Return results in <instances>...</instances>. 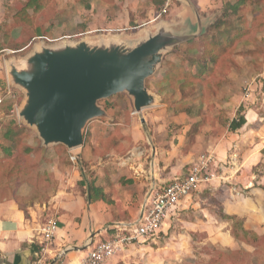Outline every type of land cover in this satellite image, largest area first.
<instances>
[{
    "label": "rangeland",
    "instance_id": "obj_1",
    "mask_svg": "<svg viewBox=\"0 0 264 264\" xmlns=\"http://www.w3.org/2000/svg\"><path fill=\"white\" fill-rule=\"evenodd\" d=\"M151 1L156 3L157 7L153 6L150 0H0V188L4 192L13 190L21 201H31V204L45 201L49 192L39 190V180L45 189L53 179L58 182L66 181L71 177L72 166L76 167L75 170H78L83 179H89L92 174L90 164L108 160L111 156L105 154L114 146L122 150L118 153L120 157L132 156V153L141 148L143 154L140 157L135 156L137 158L132 156L135 161L130 162H142L147 168L152 160V148L157 146L161 150V157L163 151H167V155L176 153L177 156L173 159L166 160L169 161V166H172L181 154L189 149L193 150L194 145L207 138L200 137L197 132L201 126L198 129L192 127L187 134L183 133L182 129L188 124V119L176 122L175 115L180 117L190 109L192 115H201L198 121L203 122V130L212 132L213 123L216 122L217 128L222 130L228 127L230 115L234 113L232 101H241L249 92L258 99L262 96L264 87L261 86L263 78L260 73L264 71V0H206L204 4L196 6L205 20L202 32L214 33L209 41L218 42L219 45L215 50V58L212 62L210 60L214 66L204 73L194 86L184 90V94L169 89L165 96L167 106H146L140 111L134 110L126 92L99 100L98 105L105 112H110L111 116L107 121H103L105 124L102 126L99 121V128L93 136L92 141L102 148L101 152L99 149L92 152L93 155L100 154L97 161L92 162L81 157L78 163L70 162L71 154L82 153V144L71 149L60 143L43 145L35 127L27 124L18 114L25 104L26 91L13 81L11 69H26L28 64L24 67L22 60L24 59L26 64L38 44L53 48L62 41L86 40L91 46H96L102 45L106 39L111 43H127L126 41L133 39L136 43L139 39L137 35L141 32L138 27L143 26L147 18L152 19L160 12L159 1ZM169 1L179 3L178 0H166V3ZM188 2L193 8L195 3H198L197 0ZM170 4L167 12L159 13L160 20L170 19ZM127 11L130 15H135L133 19L136 21L132 23L136 22L137 27H111L112 18ZM125 18H118L119 23ZM167 49L172 51L169 56H179L182 59L180 63L191 67L188 62L190 58H185L187 44L176 46V52L173 51L174 48ZM164 107L171 117L162 115ZM241 110L242 106L236 108V117L240 116ZM158 124H162L164 128L161 126L157 129ZM121 125H125L124 132ZM128 129L147 134L143 140L133 142V151L129 150V146L128 149H123L118 143L120 139L128 141ZM8 130L14 132L10 139L4 137ZM89 138V131L86 135L83 132V139L89 141ZM201 152L202 150H199V154ZM233 154L235 160L237 154ZM159 166H163V161H160ZM188 171V166H184L180 170V177ZM236 186L238 184L234 182H227V187L217 186L216 189L200 185V192L196 190L192 193L187 209L180 211L179 219H172L166 233L159 234L156 243L148 240L142 243L144 245H140L146 247L145 254L151 255L152 263L235 264L237 261L241 264H264V237L256 239L257 237L253 236L249 240L252 235L246 236L238 227V224H242V219H227L222 212L218 197L226 192L236 193ZM214 187L216 186H211ZM202 193L204 197L200 196ZM214 193H218V197L214 196ZM191 201L194 205L190 204ZM114 219L129 220L121 215L114 216ZM198 219L203 220V225L208 231L209 226H214L217 233L221 230L229 231L233 241L227 244L208 241L210 235L207 230L193 231L198 227ZM119 226L122 229V225ZM232 252L237 253L231 255L235 257L234 263L228 256L222 255ZM139 254L142 257L144 252Z\"/></svg>",
    "mask_w": 264,
    "mask_h": 264
},
{
    "label": "crops",
    "instance_id": "obj_2",
    "mask_svg": "<svg viewBox=\"0 0 264 264\" xmlns=\"http://www.w3.org/2000/svg\"><path fill=\"white\" fill-rule=\"evenodd\" d=\"M178 1L179 3L169 1L167 5L166 0L160 3L161 6L158 5L160 12L163 9H165L164 12H167V7L171 3L168 10L170 19L160 20V12L156 13L152 19L147 18L145 25L138 27L141 31L137 35L138 38H146L148 35L156 33L161 27H165L173 34L182 35L184 33H195L199 21L204 26V16L198 12L197 7L199 4H204L206 0H197L198 3H195L194 8L188 0ZM150 3L157 7L156 3L151 0ZM121 17L126 18L119 23L118 18ZM134 17L135 15L133 13L130 15L128 11L124 14L115 15L112 18L111 27L124 26L128 28L132 25L133 28H136L137 23H132V21H136L133 19ZM200 34L169 48H174L173 51L176 52V46L186 44ZM130 40L129 42L135 43L133 39ZM169 52L170 49L162 52L160 61L153 73L145 79L147 90L154 96V102L150 107L160 104L167 106L166 91L169 89L178 91L176 84L163 81L170 65H179L182 60L179 56L174 58L172 55L169 56ZM260 76L263 78L261 86L264 87V71L260 73ZM251 87H249L250 90ZM126 96L133 106L132 98L129 95ZM232 102V104H229L235 110L230 115V121L236 119V108L240 106H242L240 115L245 119V123L233 131L228 127L222 130L217 128V122L213 123L212 132L203 130V122L198 121V117L201 118V115H192L190 109L182 113L180 117L174 116L177 117L176 122L183 121L185 118L188 119V124H185L182 129L183 133L187 134L192 127L198 129L201 126L200 129L203 128L197 132L200 133V137L206 136L207 138L200 140V144L194 145L193 150L189 149L181 154L179 159L176 160V164L174 163L172 166H169V161L166 160L168 158L173 159L174 156H177L176 153L175 155L173 153L167 155V151H163L161 157L159 155L161 150L157 146L152 148V160L148 168L142 162H130L131 160L135 161L134 158H137L135 156L140 157L143 154L141 148L136 153H132L134 154L132 155L133 158L132 156L120 157L118 153L122 150L114 146L107 150L105 154L111 156L107 158L108 160L90 164L89 169L92 174L89 179H83L84 177L78 170H75L76 167L72 166L71 177L66 181L58 182L52 178V182L45 189L42 188L43 183L39 180V190H48L49 192L45 201L31 204V201H21L13 190L4 192L0 188V264H28L34 261L40 247L38 240L34 237L35 231L49 217L56 219L58 230L55 238L47 245L48 253L44 255L43 263L79 264L89 243L93 244L110 239L115 233L120 232L118 229L114 230L118 224H134L140 218L143 205L149 197L152 185H162L170 179L180 176V170L184 166H188L189 170L195 164L194 162L207 155H211L213 158L209 167L212 176L201 185L209 189H216L217 186L222 187L225 185L227 187V182L238 184L234 188L236 193L231 192L228 194L226 192V194H220V197H218V193H214V196L219 198L223 214L241 218L245 230L264 235V92L259 99L252 92H249L241 98V101L235 102L234 100ZM165 108L162 115L171 117ZM105 114L104 117L94 118L86 123L83 132L86 135V132L89 131V141L83 139L84 143L80 147L82 153H79L80 157L79 154H71L76 157L75 161L70 160L71 163H78L81 157L90 159L92 162L97 161L100 154L97 156L93 155L92 152L95 149H99L101 152L102 148L92 140L99 128V121L102 126V124H105L103 121H107L111 116L110 112H105ZM172 120L175 121L173 116ZM124 126L121 125L122 132L125 130ZM161 126L162 124H158L157 129ZM126 132L130 134L128 135V141L124 139L121 141L120 139L118 143L123 149H128L129 146V150L133 147V142L137 143L147 135L133 129H128ZM124 135L126 136L125 133ZM178 147L179 144L176 145V148ZM199 150L203 152L200 153L201 155ZM171 152L173 151L171 150ZM233 153L237 154L235 160ZM160 161H163L161 167L159 166ZM80 170L83 171L82 167H80ZM186 174H182V177ZM54 178L58 179L57 176H54ZM211 186L216 187L211 188ZM197 195L199 194L197 193ZM190 196L180 201L177 211L165 221L160 234L166 233L171 226L172 219H179L180 211L187 209ZM200 196L204 197L203 193ZM190 204L194 205V202L191 201ZM116 215L126 216L129 220H115L114 216ZM174 215L177 217H174ZM197 225L198 227L193 230L194 232L207 230L206 226L203 225V220L198 219ZM208 229L210 236L207 240L212 243L227 244L231 240L233 241L229 231L221 230L220 233H217L214 226H209ZM152 242L156 243V240ZM140 245L144 244L132 243L126 245L124 249L118 250L110 257L105 264H154L150 259L151 255L145 254L146 247L143 248L144 246ZM139 252H144V255L141 257Z\"/></svg>",
    "mask_w": 264,
    "mask_h": 264
},
{
    "label": "water",
    "instance_id": "obj_3",
    "mask_svg": "<svg viewBox=\"0 0 264 264\" xmlns=\"http://www.w3.org/2000/svg\"><path fill=\"white\" fill-rule=\"evenodd\" d=\"M202 27L199 21L195 33L182 35L161 27L133 44L109 41L96 46L79 42L60 49L42 47L27 59L26 69L10 71L13 81L26 91L18 114L35 127L43 145L80 146L86 123L106 116L99 100L126 92L135 111L152 105L154 96L145 79L162 52L200 34Z\"/></svg>",
    "mask_w": 264,
    "mask_h": 264
},
{
    "label": "built area",
    "instance_id": "obj_4",
    "mask_svg": "<svg viewBox=\"0 0 264 264\" xmlns=\"http://www.w3.org/2000/svg\"><path fill=\"white\" fill-rule=\"evenodd\" d=\"M164 11L165 9L162 12ZM69 158L72 161L76 160L74 155H70ZM212 161L211 155L200 157L185 176L174 177L162 185H152L140 218L134 224H121L122 229L118 228L121 227L119 224L117 229L122 232L115 233L110 239L89 243L79 264H105L118 250L124 249L128 244L158 239L165 221L177 211L180 201L198 190L201 183L212 176L209 172ZM57 230L58 224L54 217L47 218L37 227L34 237L40 245L39 252L37 258L28 264H44V255L48 253L47 245L55 238Z\"/></svg>",
    "mask_w": 264,
    "mask_h": 264
},
{
    "label": "trees",
    "instance_id": "obj_5",
    "mask_svg": "<svg viewBox=\"0 0 264 264\" xmlns=\"http://www.w3.org/2000/svg\"><path fill=\"white\" fill-rule=\"evenodd\" d=\"M159 3H163L164 0H157ZM214 33L210 32H202L198 37L189 40L187 44V51L185 54V58H190L188 60L191 67H187L184 64L180 63L179 65L172 64L170 65L168 72L165 74L163 81L164 82H172L176 84V88L178 91L182 92L186 89H189L191 86H194L196 82H198L201 79V76L210 71L211 68L214 66L212 62L213 58H215V50L217 49V46L219 45L218 42L211 43L209 41V38ZM218 39V38H217ZM211 60V62H210ZM186 60H183V62ZM196 65V66H195ZM195 66V67H193ZM184 94V93H183ZM245 123V119L242 115L236 117V119H232L229 124L228 128L233 131L238 128H240ZM14 132L11 130H8L4 137L7 139H10V136H12ZM238 218L236 216H227V219L232 218ZM238 227L240 228L241 232L243 234H251L252 236L250 238L257 237L256 239H260V237H264V235H258L252 231L245 230L242 226V224H238ZM246 235V236H247ZM230 253V252H229ZM237 253L232 252L231 254H222L223 257L228 256L227 258L232 260L234 263L235 257L231 255H236ZM221 255V253H220ZM235 264H241V262L235 261Z\"/></svg>",
    "mask_w": 264,
    "mask_h": 264
},
{
    "label": "bare ground",
    "instance_id": "obj_6",
    "mask_svg": "<svg viewBox=\"0 0 264 264\" xmlns=\"http://www.w3.org/2000/svg\"><path fill=\"white\" fill-rule=\"evenodd\" d=\"M110 40L109 39H106V40H104V44H108V42H109ZM79 42H83V43H85V44H87V46H89L90 44L88 43V42H86V40H81V41H79ZM79 42H74V41H62V42H60V43H58L55 47H53L52 49H60V48H63V47H67V46H75V45H77V44H79ZM35 51L36 52H40V51H42V46H41V44H38V45H36L35 46ZM22 63H23V65H24V67H26V64H24L25 63V60L23 59L22 60Z\"/></svg>",
    "mask_w": 264,
    "mask_h": 264
}]
</instances>
